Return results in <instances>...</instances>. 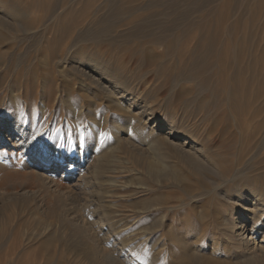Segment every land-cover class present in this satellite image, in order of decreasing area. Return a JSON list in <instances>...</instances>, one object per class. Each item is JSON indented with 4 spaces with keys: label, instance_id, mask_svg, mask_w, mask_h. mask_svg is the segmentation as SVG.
Wrapping results in <instances>:
<instances>
[{
    "label": "rangeland",
    "instance_id": "obj_1",
    "mask_svg": "<svg viewBox=\"0 0 264 264\" xmlns=\"http://www.w3.org/2000/svg\"><path fill=\"white\" fill-rule=\"evenodd\" d=\"M92 78L112 84L115 95L123 88L134 105L118 110ZM73 108L86 118L68 130ZM104 116L112 132L95 135L99 153L84 166L91 185L78 191L74 212L70 199L22 174L29 171L23 150L74 152L78 127L90 119L107 127ZM17 117L21 139L0 142V264H196L190 249L244 264L223 221L230 209L234 216L240 210L227 193L245 184L264 192V0H0L5 135L1 123ZM170 121L203 136L205 146L214 142L216 168L165 151L164 167L152 169L149 141L139 132L160 139ZM82 133L86 143L92 132ZM219 169L237 176L215 185ZM98 200L112 235L95 232L111 257L78 250L89 241L80 221H95Z\"/></svg>",
    "mask_w": 264,
    "mask_h": 264
},
{
    "label": "bare ground",
    "instance_id": "obj_2",
    "mask_svg": "<svg viewBox=\"0 0 264 264\" xmlns=\"http://www.w3.org/2000/svg\"><path fill=\"white\" fill-rule=\"evenodd\" d=\"M80 72L84 75L88 74L87 73L88 71L86 72V70H84V69L83 70L81 69ZM94 76H96V75H94ZM90 77H93V76L90 75ZM98 78H100V77H98ZM94 83H95V85L100 86L103 91H105L106 98H107L108 102L110 101L112 104V101H113L115 107L118 110H120V111L121 110H125V111L128 110L129 111V109L134 105L135 99L133 97L126 98V95H127V94H125L126 90H124L123 88L118 91L119 94H121V95L124 94V95H122L123 97H120L122 100L121 101L120 98L116 97V95L118 93L115 95V93L113 91L114 89L112 90V86H111L112 84L111 85L104 84L100 79L98 80L97 78L94 80ZM12 94H13V92H12ZM13 96L15 97V94ZM117 96H119V95H117ZM112 97H113V100H112ZM125 104H129V106L126 107ZM76 111H79V110L77 108H73L71 110V115H70L71 117L68 116L66 118L67 123H65V124H67L68 130L73 129L75 124H78L81 118H86L85 112L83 110H80L79 112H76ZM103 122L105 124H107V127H103L99 123V120H97V119H90L89 125L87 124L88 127H86V126H83V127L79 126L78 127V132L80 134H77V137L79 136L77 139H79V140L76 143L77 148L75 147V151H74L76 156H71L74 152H72L71 150H67L66 147L63 148V150H61V148L58 149L57 152H59V154L56 153L57 155L54 154L53 156H50L49 154H45V153H39V152L34 153V154H30V152L29 151L27 152L26 149L23 150L24 154L29 155V157H27L26 163H25V166L28 167V168L27 167L26 168L29 171L23 172L22 174L25 175V177L27 176L28 178H31L34 181H37L40 184V187L50 188L55 193H58L61 196H65L68 199H70L71 200L70 202L72 205L70 208L74 212L76 210L78 212L79 211L78 210L79 205H78V201H76L77 200L76 195L78 194L79 190H82V192L83 191L85 192L88 188H90V185H91L90 175L86 174L85 169H84L85 162H86L85 160L89 156L97 155L99 153L98 148H99L101 139L99 137H96L95 135L100 133V132L101 133L106 132L107 128H108V131L111 130V132H112V120H110L109 116H104ZM114 123H115L116 127H122L124 125L127 126V124H124V123L121 125L120 121H118V120H116V121L114 120ZM1 124L5 127V130L7 131L8 135H5L3 130H0V142L10 140L11 142H14V144L16 145L17 141H19V138L23 134V130H24L22 128L23 125L21 126V123H20V120L18 119V117L14 121H10V122L6 121V122H3ZM158 124H160L159 121H157L155 123V126H158ZM216 128H217V126H216ZM85 129H86L87 134L89 132H92L94 134V137H93L92 133L88 134V136L90 138H89V140H87L86 143H84V139L81 140V134H83L82 131H84ZM64 130L66 131V129H64ZM162 130H163V134L162 133L161 134L163 136L160 139H156V138L152 137L151 132H150L151 134L139 132L140 137L147 138L146 140L149 141L150 149L152 150V152L147 151L146 149H143V148L137 147V149L138 150L140 149L139 151H141V154H143V153L145 154L147 152L152 153V154H150V156L148 158L149 160L151 159L150 164L152 166V169L153 168L159 169L160 167H164L161 162L164 161V158H163L164 154L163 153L165 151H168L169 153L173 152L179 159H182V160L190 163L191 165H193L195 167H198L200 164L208 162L209 164H212V166H215V168H216V164H217L215 161L216 158H214L215 154L213 155V151H212V145L214 142H211V144L209 146H207L209 144V142H208L206 145L207 147H206L205 143L207 142V140H204L203 136H200L199 138H197L198 136L194 137L193 133H192L193 135L188 134V133H183L182 130H180V128L172 121L164 123ZM60 132H61V134L58 133L60 135V137H63V138L65 137V139L69 140L70 136L68 133L65 134L63 131H60ZM18 134H19V136H18ZM215 134H217V133L215 132ZM218 135H220L219 132L216 136H218ZM221 135H222V132H221ZM218 137H216V138H218ZM109 139H110V136L108 137V139L105 138L104 139L105 143L108 142ZM19 143L22 144V140ZM110 143H111V141H110ZM110 143H108L109 144L108 148H110ZM71 148L74 149V147H71ZM167 153H165V154H167ZM175 155H173V156H175ZM142 156H144V155H142ZM141 159L144 160L143 157H141ZM204 165H206V164H204ZM150 169H151V167H150ZM165 169H163V170H165ZM219 170H217L219 172V174L214 175V178L211 179V181L214 180L215 185L219 186L220 184H222L224 182L231 181L232 179H234L237 176L236 174L235 175H226L223 170H221V169H219ZM159 171H160V169H159ZM153 173H154V171H153ZM209 178H212V177H209ZM211 181H210V183H211ZM254 186L250 185V184L249 185L245 184V185L241 186L242 188H240V187L237 188L234 191V194H232V193L230 194V192L229 193L226 192L227 193L226 197H228V199L230 198L229 200L232 199V201H234V199H235V201H238V203H240L239 204L240 208H238L240 210H238L236 216H234V213H232L234 210L232 211V209H230L228 211L229 213L227 214V216L225 217V219L223 221V224L227 228V238L229 239L228 244H229L230 248H235L237 252L239 251L240 253H242V256H244V261H246V262H252V263L258 262V263L264 264V192H260L261 190H259V188L258 189L255 188ZM256 187H258V186L256 185ZM23 188H24V190L22 192L24 194L30 195L34 192L33 189H26L25 187H23ZM70 202H69V204H70ZM99 205H101L99 200H98V202H95L94 204H92L93 218L95 220V221H93V223L87 222L82 217H81L82 218L81 221L79 220L81 223V226L83 227L84 234L89 237V241L86 245H82L83 247L78 248V250L82 251L83 253L87 252V253H90L93 255L111 257L112 256V249H110L106 245L102 244V241H101L102 238L99 237L98 236L99 234H97L95 232V228H98L99 230L102 231L103 236L105 235L108 238H110V234L112 235V232L111 233L109 232L112 228L107 230L106 221H103V219H101L99 216L100 213H99V210L97 209V208H99ZM174 207H176V205L172 206L171 208H174ZM230 211H232V212H230ZM111 213H112V211H111ZM149 216H151V215H149ZM93 227H94V229H93ZM153 227L154 226L152 223L150 228L152 229ZM260 235H261V240H259ZM215 243H217V242H214V245H215ZM215 248H217V247H215ZM217 249H219V248H217ZM187 253H188V258H191L192 260H194L196 262V264H225V263H222V262H220L214 258H211L212 256L211 257L210 256H203L199 252H197V250H193V249L191 250L190 249ZM246 262H243V263L245 264ZM150 264H151V262H150Z\"/></svg>",
    "mask_w": 264,
    "mask_h": 264
},
{
    "label": "snow or ice",
    "instance_id": "obj_3",
    "mask_svg": "<svg viewBox=\"0 0 264 264\" xmlns=\"http://www.w3.org/2000/svg\"><path fill=\"white\" fill-rule=\"evenodd\" d=\"M101 136H105V133H101ZM32 139L35 141L37 139L36 136H33ZM83 139V135L81 134V140Z\"/></svg>",
    "mask_w": 264,
    "mask_h": 264
}]
</instances>
